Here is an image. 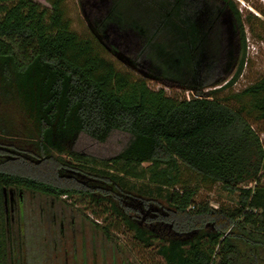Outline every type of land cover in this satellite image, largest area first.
Returning a JSON list of instances; mask_svg holds the SVG:
<instances>
[{
    "label": "trees",
    "instance_id": "obj_1",
    "mask_svg": "<svg viewBox=\"0 0 264 264\" xmlns=\"http://www.w3.org/2000/svg\"><path fill=\"white\" fill-rule=\"evenodd\" d=\"M45 1L49 7L0 0V153L13 155L1 162L28 167L0 169V264H13L22 241L6 213L5 198L15 189L107 203L105 210L133 239L157 245L164 264H264V145L253 126L264 124V73L240 91L217 95L236 81L245 62L234 1L214 0L234 22L237 65L221 16L206 15L203 0H79L91 30L84 37L65 17V0ZM207 21L222 33L218 49L207 47L206 35H193L194 26L204 29ZM109 48L145 75L195 95L176 98L151 88L146 79L117 69L105 56ZM113 130L132 136L113 157L73 151L80 133L102 142ZM62 166L71 176L58 184ZM182 167L238 191L239 205L189 213L196 188H177ZM129 179L154 185L156 194ZM102 230L108 233L107 226Z\"/></svg>",
    "mask_w": 264,
    "mask_h": 264
},
{
    "label": "rangeland",
    "instance_id": "obj_2",
    "mask_svg": "<svg viewBox=\"0 0 264 264\" xmlns=\"http://www.w3.org/2000/svg\"><path fill=\"white\" fill-rule=\"evenodd\" d=\"M34 1L49 7L45 0ZM233 1L237 5L242 19L246 45L245 62L236 81L229 88L219 92L218 96H223L231 91H240L257 81L264 73V0ZM64 11L65 17L70 21L71 28L77 34L83 37L90 36L91 30L79 0H65ZM249 13L253 17L248 20ZM105 56L117 69L131 72L136 78L146 79L148 85L153 89L163 88L167 95L176 98L195 95L194 91L188 87L167 85L145 75L115 51L108 50ZM206 90L208 89L204 91ZM8 112L10 111L8 110ZM0 124H2L1 121ZM253 126L264 145V124L256 122L253 123ZM131 139L132 136L129 133L121 130L111 131L106 140L102 142L85 133H80L73 151L90 158L108 159L123 150ZM12 140L17 141L19 138L15 137ZM4 154L11 155L8 157L10 159L13 156L9 153H0V169L10 172L18 169L23 172L28 170L26 165L21 164L20 161H14V159L8 162L9 165L3 164L1 161ZM54 155L57 156V154ZM60 156L70 160L65 154ZM69 170L71 169L65 166L61 167L63 178L56 179L58 184H64L67 179L69 180L71 176ZM53 177H55L54 174ZM127 182L135 188H142L145 192L156 194V187L146 181L129 179ZM183 186L196 188L195 201L187 210L191 214H196L197 208L201 206H207L212 210L219 208L229 210L239 205L238 191H229L220 184H211L184 167H182L181 182L177 188L180 189ZM22 192V221L20 225L17 221L13 228L14 236H16L21 226L22 241L24 242L23 264H65L63 262L65 249L67 264H164L161 256L155 252L157 245L144 247L133 239L132 233L120 223L119 219L111 214L110 210H105L107 203L96 205L91 203L88 196L81 198L78 194L49 198L28 191ZM166 192L167 190L163 191V195ZM154 203L160 205L157 202ZM53 211H55L54 217ZM62 211L65 216L63 233H61L60 227ZM16 217L20 219L19 215ZM109 223L110 225H108ZM102 226H107V234L102 230ZM54 238L57 239V242L54 241Z\"/></svg>",
    "mask_w": 264,
    "mask_h": 264
},
{
    "label": "flooded vegetation",
    "instance_id": "obj_3",
    "mask_svg": "<svg viewBox=\"0 0 264 264\" xmlns=\"http://www.w3.org/2000/svg\"><path fill=\"white\" fill-rule=\"evenodd\" d=\"M203 1L204 2L202 4H205V6L207 7L205 9L206 15H208L210 13H211V15L214 13H217L218 14L217 16H221L220 20H222V22H223L222 24L224 25L225 32L228 33V38H229L228 41H229V43L235 44V50L236 51H235V55H234V57H235L234 61H235V65H237L238 61H239V54H240L239 40L237 38L238 37L237 32H235L236 28L234 26V22L232 21V18L230 17L229 11L228 10L223 11L225 6H223L222 4H218L214 0H203ZM225 14H227L228 17ZM193 31H194L193 35L195 33V35L198 37L206 35L205 44L207 45V47H211V45H213L214 48L218 49L219 40L223 37H222V33L220 32V30H217L216 26L214 28H210L208 26V21H207V22H205L204 29L200 28V27L197 28V26L195 29V26H194ZM225 32L223 31V34ZM109 50L117 52L114 48H109ZM117 53H119V52H117ZM22 193H23L22 190H10V193L8 194L6 213H7V218L9 220V222L11 223L12 227H14V225H15V223H17V221H18L19 225L21 224V221H22L21 220L22 214H23V204H22V199H23L22 196L23 195H22ZM52 213H53V217H54L55 211H53ZM17 215H19L20 219H17V217H16ZM64 222H65V216H64V211H62V216L60 219L61 233H63L62 228L64 227ZM19 230L21 232V237L23 239L21 226H20ZM54 241L57 242V239L54 238ZM23 249H24V242L21 241V245H19V247L16 246L14 249L13 264H23V261H24ZM67 260L68 259H67L66 249H65V260L63 262L65 264H67V262H66Z\"/></svg>",
    "mask_w": 264,
    "mask_h": 264
},
{
    "label": "built area",
    "instance_id": "obj_4",
    "mask_svg": "<svg viewBox=\"0 0 264 264\" xmlns=\"http://www.w3.org/2000/svg\"><path fill=\"white\" fill-rule=\"evenodd\" d=\"M262 171H263V173H264V167H263V170H262ZM254 183H255V182L250 183L249 185H247V187H249V186L252 187V186L254 185Z\"/></svg>",
    "mask_w": 264,
    "mask_h": 264
},
{
    "label": "water",
    "instance_id": "obj_5",
    "mask_svg": "<svg viewBox=\"0 0 264 264\" xmlns=\"http://www.w3.org/2000/svg\"><path fill=\"white\" fill-rule=\"evenodd\" d=\"M4 192H5V195H6L7 191L5 190ZM9 193H10V190H9ZM6 201H7V200H6V198H5V203H6Z\"/></svg>",
    "mask_w": 264,
    "mask_h": 264
}]
</instances>
